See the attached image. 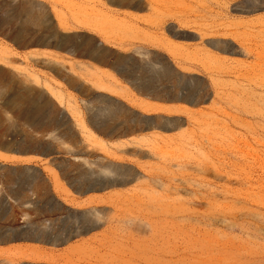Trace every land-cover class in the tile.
<instances>
[{"label":"rangeland","instance_id":"rangeland-1","mask_svg":"<svg viewBox=\"0 0 264 264\" xmlns=\"http://www.w3.org/2000/svg\"><path fill=\"white\" fill-rule=\"evenodd\" d=\"M118 1L0 0V219L71 238L1 264H264V0Z\"/></svg>","mask_w":264,"mask_h":264},{"label":"crops","instance_id":"crops-1","mask_svg":"<svg viewBox=\"0 0 264 264\" xmlns=\"http://www.w3.org/2000/svg\"><path fill=\"white\" fill-rule=\"evenodd\" d=\"M102 87L111 91L112 93H116V95H121L119 94L120 89L115 86L103 85ZM22 98L26 103L29 102L28 96H23ZM36 108L40 109L41 107L36 106ZM22 158L28 159V161H30V163L32 164L37 161L36 159H41L38 160V163H48L50 167L54 169V172H50L43 167L44 169L41 170L40 173L44 179L52 183L53 186H50V191H53V187L55 186L53 175H56V177H58L60 181V184H58L56 188L58 190V193H54L52 197L61 208L66 207L68 205V202L65 201V194L67 193V190H71V186L66 181V175L71 176L78 174L79 172L62 171L61 169H59L58 165L53 163V159L63 158L68 159L69 161H79V159H76L71 154L62 156L24 155L22 156ZM90 173L91 175H94V173ZM33 190V187H31L27 191L32 192ZM75 193L77 192L75 191ZM23 195L24 196L22 197V202H15L17 206L15 208V213L13 216V224L4 222L0 219V264L2 263L4 254H6L8 251L22 248L25 244H64L71 241L69 235L67 237H63V235H59L57 234V232H55L53 216H48V214L44 212L33 213V211L37 209L33 196H26V193H24ZM9 206L11 205L9 204ZM35 255L36 254L33 252L19 254V256L24 258L25 260L34 257Z\"/></svg>","mask_w":264,"mask_h":264},{"label":"bare ground","instance_id":"bare-ground-1","mask_svg":"<svg viewBox=\"0 0 264 264\" xmlns=\"http://www.w3.org/2000/svg\"><path fill=\"white\" fill-rule=\"evenodd\" d=\"M118 2L122 3L124 2V0H119ZM18 12L22 15H25V16H29L30 13H31V6L29 3H21L19 6H18ZM28 20V19H27ZM24 27V24L22 23V27L21 29Z\"/></svg>","mask_w":264,"mask_h":264},{"label":"water","instance_id":"water-1","mask_svg":"<svg viewBox=\"0 0 264 264\" xmlns=\"http://www.w3.org/2000/svg\"><path fill=\"white\" fill-rule=\"evenodd\" d=\"M92 61L96 62V60H95V59H92ZM14 152L16 153V151H14Z\"/></svg>","mask_w":264,"mask_h":264}]
</instances>
